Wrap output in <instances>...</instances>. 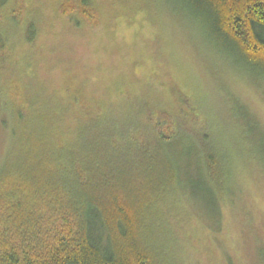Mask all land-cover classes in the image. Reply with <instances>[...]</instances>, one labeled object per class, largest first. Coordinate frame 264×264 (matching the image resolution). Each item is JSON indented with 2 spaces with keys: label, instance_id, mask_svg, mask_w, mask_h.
Segmentation results:
<instances>
[{
  "label": "trees",
  "instance_id": "16d2710c",
  "mask_svg": "<svg viewBox=\"0 0 264 264\" xmlns=\"http://www.w3.org/2000/svg\"><path fill=\"white\" fill-rule=\"evenodd\" d=\"M57 1L74 26L97 25L96 0ZM8 2L18 6L0 0V9ZM173 2L220 54L264 73V0ZM5 21L2 40L10 35L3 27L14 23ZM23 32L32 43L35 23ZM10 91L13 144L0 158V264H165L154 228L171 229L166 213H177L178 193L188 190L214 207V238L223 230L217 206L232 198L233 162L206 126L177 119L181 104L195 109L184 93L177 108L173 99L163 107L145 101L141 118L123 123V109L116 112L80 85H66L44 107L27 102L18 87ZM191 127L204 129L199 138Z\"/></svg>",
  "mask_w": 264,
  "mask_h": 264
},
{
  "label": "rangeland",
  "instance_id": "374dc122",
  "mask_svg": "<svg viewBox=\"0 0 264 264\" xmlns=\"http://www.w3.org/2000/svg\"><path fill=\"white\" fill-rule=\"evenodd\" d=\"M15 1L17 7L8 2L0 9V25L14 20L3 27L9 37L0 36V158L13 144V87L44 107L66 85H80L116 112L123 109V123L141 118L145 101L163 107L173 99L177 108L184 93L195 109L181 104L177 119L206 126L234 163V192L218 202L224 228L215 238L210 202L178 193L177 213H166L171 229L154 228L165 264H264V73L220 54L173 0H96L94 27L74 26L59 14L57 0ZM29 22L37 27L32 43L23 32ZM203 130L190 131L199 138Z\"/></svg>",
  "mask_w": 264,
  "mask_h": 264
}]
</instances>
